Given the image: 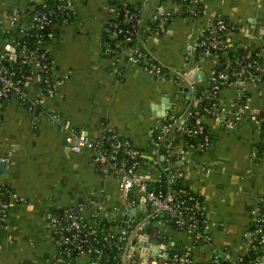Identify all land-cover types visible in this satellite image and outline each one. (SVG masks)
Returning a JSON list of instances; mask_svg holds the SVG:
<instances>
[{"label": "crops", "instance_id": "1", "mask_svg": "<svg viewBox=\"0 0 264 264\" xmlns=\"http://www.w3.org/2000/svg\"><path fill=\"white\" fill-rule=\"evenodd\" d=\"M42 3L43 0H0V19L7 21L15 15L30 25L28 12ZM74 5L76 22L56 26L47 44L55 78L62 82L54 93L43 94L36 81H31L29 96L41 99L45 109L92 141L100 140L107 130L130 140L143 151L144 169L153 174L156 182L167 163L152 141L167 122V113L166 117H156L153 108L165 110L163 102L169 99L171 114L182 120L189 110L187 95L191 93L181 91L184 85H177L171 75L156 80L131 62L132 50L127 45L115 58L104 55L103 29L111 21L116 5L142 6L145 32L149 35L139 41L142 49L173 75L186 77L198 71L200 74H195L197 78L191 82L198 91H208L216 61L207 58L198 66L187 65L185 49L193 46L218 16L237 27L228 35V46L261 53L264 63V0H199L192 12L170 0H75ZM158 7L172 12L173 17L164 33L156 36L146 27L150 28ZM17 38L6 22L0 31V51L12 48ZM219 101L227 113L241 106V121L228 130L219 121L204 119L211 137L210 148L200 153L183 145L182 159L172 164L173 169L183 173L185 185L205 201L210 240L193 244L190 237L169 224L163 231L168 250L190 249L196 264L211 260L215 251L228 252L241 264H249L252 219L264 195V153L256 151L262 137L258 118L264 114V78L248 82L243 90L224 89ZM179 136L180 132H175L171 138ZM66 146L60 126L45 115L31 114L17 99L5 108L0 155H9L10 163L0 174V182L18 200L9 209L5 227L0 229V264H55L58 248L47 215L58 209L81 204L83 221L107 222L113 229L121 223H136L138 216L130 220L124 213L127 201L118 189L117 177L103 174L91 150L75 154ZM260 253V264H264V246ZM67 264L92 262L80 256Z\"/></svg>", "mask_w": 264, "mask_h": 264}, {"label": "built area", "instance_id": "2", "mask_svg": "<svg viewBox=\"0 0 264 264\" xmlns=\"http://www.w3.org/2000/svg\"><path fill=\"white\" fill-rule=\"evenodd\" d=\"M74 1L43 0L41 5L31 8L28 12L30 25H25L15 15L7 21L0 19V31L4 30L7 22L19 36L12 48L7 47L6 51H0V126L5 110L3 103L13 99L22 103L31 114L45 115L60 126L65 135L68 151L78 154L84 149L91 150L94 161L103 174L106 176L114 174L117 177L118 189L127 201L124 213L129 209V213L125 214L130 220L138 217L135 225L130 224L120 229L111 227L107 230L103 222L83 221L81 204L50 212L47 221L58 248L55 264H67L68 261L80 256L89 257L92 264H103L104 250L114 248L118 251L119 264H196L190 249L170 252L163 231L169 224L190 237L193 244L210 240L207 234L208 213L205 201L185 185L183 173L179 169L178 171L173 169L172 164H175V161H171V157L174 158V154L178 153L183 145L200 153L210 148L211 137L203 122L204 119L220 121L223 116L222 123L226 129L232 130L237 126L242 119L241 106L227 113L220 106V93L231 87L243 90L248 82L260 81L261 78L256 77L252 70L264 73V63L257 60L247 62L250 54L242 57L229 55L231 48L228 46L227 38L237 30V27L222 16L216 17L193 46L185 49L187 65L198 66L205 59L213 58L216 61V68L207 92L208 104L203 105V98H196L195 88L190 83L189 92L193 97L185 115L187 122L185 117L180 120L172 115L169 109L166 111L167 124L152 141L154 149L162 151L167 163L164 170L167 179L166 183L162 184L161 176L156 182L153 174L145 171V155L130 140L122 138L113 130H107L100 140L92 141L71 123L63 121L59 115L45 109L41 99L29 96L28 86L31 81H36L39 92L43 94L54 93L62 82L55 78L54 61L47 48V38L52 37V31L56 26L76 22ZM165 1L167 0L163 2ZM170 1L179 2L187 12H192L193 7L199 2V0ZM158 9L152 21H159L160 26L156 29L152 26L146 27L156 36L164 33L167 22L173 17L172 12L163 11L162 7ZM119 16L120 10L113 9L112 20L107 26L113 29L111 41L115 42V46L106 43L104 55L111 59L115 58L121 47L127 45L132 50L131 62L141 66V62L144 61L145 66L141 67L156 80L167 79L171 75L177 85H184L183 76L171 74L154 61L149 53L141 50L139 41L143 38L141 29L145 25L143 12L134 14L125 9L124 22L118 20ZM124 23H131L129 30L123 27ZM29 40L36 41V45L33 46ZM191 119L194 121L189 125ZM258 122L262 135L260 143L264 148V114L259 116ZM176 127V132H180L179 137L187 136L191 140L200 138L201 143L184 142L175 147L168 139L170 143L165 145L167 136L174 132ZM256 151L259 152L258 148ZM0 162L10 163L9 155H0ZM16 200L17 195L0 182V229L5 227L9 209L14 206ZM139 207L144 209L134 216L132 211ZM145 211L147 214L144 215ZM251 226L252 243L248 253L264 246V195L259 201ZM152 248L158 249L157 256H149ZM166 253L168 257H165ZM144 256L148 259L144 260ZM204 264H241V261L234 259L228 252L215 251L214 257ZM249 264H260L259 257L251 260Z\"/></svg>", "mask_w": 264, "mask_h": 264}, {"label": "trees", "instance_id": "3", "mask_svg": "<svg viewBox=\"0 0 264 264\" xmlns=\"http://www.w3.org/2000/svg\"><path fill=\"white\" fill-rule=\"evenodd\" d=\"M161 3L164 1V0H160ZM188 3V1H186V4ZM116 8H118L120 10V16L118 18V20L120 22H124L125 18H124V10L127 9L128 11H130L131 13H134V14H142L143 12V9H142V6L139 5V6H131V5H116ZM191 8H192V5H191ZM224 18V17H223ZM226 19V18H224ZM112 20V19H111ZM227 20V19H226ZM228 21V20H227ZM169 22H167L168 24ZM108 25V24H107ZM105 26L104 29H103V34H102V42H103V45H105L106 43H110L112 44L111 46L114 47L115 46V42L114 41H111L112 37H113V29L109 28V26ZM130 26H131V23H124L123 24V27L126 29V30H129L130 29ZM150 26H152L154 29L158 28L160 26V23L159 21H156V22H153L151 21L150 22ZM141 31H143V37H147L149 35H146V32H145V26L142 27ZM48 41H49V38H47ZM121 39V38H120ZM25 40L27 41V38H25ZM29 42L34 46L36 45V41L34 40H29ZM144 53H146L145 50L141 49ZM229 55H235V56H247L250 54V58H247V62H252L254 60H257L259 62H262V55L261 53H250V52H247V51H243V50H234V49H230L229 50ZM141 66H145L144 64V61L141 62ZM254 75L256 77H260L261 79L264 78V73H259L258 71H256L255 69L252 70ZM209 89V88H208ZM208 92V91H207ZM205 91H198L196 93V98H203V105H207L208 104V99H207V96H206V93ZM11 101H7V102H4L3 103V107H7L9 105ZM193 119H191L189 121V125H191L193 123ZM165 124H167V122H165ZM161 131H157L156 134L154 135V138H157L159 136ZM175 132H172L170 133L168 136H167V139L171 140L173 146L175 147H178L180 145H182L184 142L189 144V143H194V144H198V143H201V139L198 138V139H194V140H191L189 139L187 136L185 137H179L178 139H172L171 138V135L174 134ZM174 138V137H173ZM258 151L259 153H263L264 151V148L262 146L261 143H259L258 145ZM177 159L174 157L172 158L171 157V161H176ZM161 173V178H162V184H165L166 183V173L164 171H160ZM103 226L109 230L112 225H110L109 223L107 222H103ZM102 237V235H101ZM102 244V243H101ZM102 247V246H101ZM260 249L261 247H258L256 250H252L251 252L248 253V260L249 262L253 259H256L258 258L259 256H261V253H260ZM104 256H103V264H119V260H118V251L114 248V249H105L104 250Z\"/></svg>", "mask_w": 264, "mask_h": 264}, {"label": "water", "instance_id": "4", "mask_svg": "<svg viewBox=\"0 0 264 264\" xmlns=\"http://www.w3.org/2000/svg\"><path fill=\"white\" fill-rule=\"evenodd\" d=\"M196 7L197 6H194L193 8L194 9H196ZM11 51H13V49H11ZM198 71H196L195 73H190V75H187L186 77H183V80H184V87H182V88H180L181 89V91H186V90H188L189 91V88H190V83L192 82V81H194V78L196 79L197 77H195V74H200V73H197ZM194 92L195 93H197L198 92V90H197V88H195L194 89ZM181 95H183V94H181ZM208 95V93H206V96ZM192 97H193V95L192 94H190V95H187V99L189 100V102L191 103V101H192ZM164 104H165V106H166V108H165V110H162L160 107H154L153 108V110L155 111V113H154V115L156 116V117H166V111H168L170 108V103H169V99H165L164 100V102H163ZM171 108H173V107H171ZM223 120H224V117L222 116L221 117V120L219 121L220 123H222L223 122ZM179 127V126H178ZM177 131V127L174 129V132H176ZM170 134V133H169ZM169 143H170V141L167 139L166 140V142H165V145H169ZM161 151V150H160ZM183 153H184V151L181 149V150H179V152L178 153H176V154H174V157L177 159V160H181L182 159V156H183ZM164 158V157H163ZM163 160V159H162ZM180 164V163H179ZM7 163H1L0 162V174H4L5 172H6V169H7ZM143 208H137V209H134L133 211H132V213H133V215L135 216V215H137V213L140 211V210H142ZM125 213H129V209H127L126 211H125ZM145 214H147V212L145 211ZM125 220H128V217H126L125 218ZM130 224H133V223H130ZM136 223H134L133 225H135ZM126 224L125 223H121L120 225H119V229L121 228V227H123V228H126ZM157 252H158V249L157 248H152V250L149 252V256H157ZM165 257H168V254L166 253L165 254ZM143 259L144 260H147L148 259V257L147 256H144L143 257Z\"/></svg>", "mask_w": 264, "mask_h": 264}]
</instances>
